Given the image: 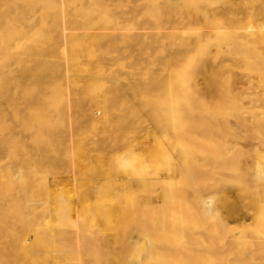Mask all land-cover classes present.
<instances>
[{"label":"bare ground","instance_id":"bare-ground-1","mask_svg":"<svg viewBox=\"0 0 264 264\" xmlns=\"http://www.w3.org/2000/svg\"><path fill=\"white\" fill-rule=\"evenodd\" d=\"M103 3L107 9L102 11ZM121 68L127 83L121 80ZM79 87L95 93L92 102L102 104L103 115L90 109L85 119L95 121H90L94 129L99 123L98 132L103 124V133L115 124L108 125L112 109L127 100V93H109H164L160 99L171 104V111H165L175 119L174 136L160 131L165 141L154 147L132 138L135 130L134 136L127 134L131 141L123 134L127 143L114 138L127 152L115 153L122 148L113 140L120 149L109 159L100 154L97 166L88 168L97 177L93 173L95 190L87 191L88 179H94L79 174L84 169L79 162L85 165L91 153L74 157L72 150L80 142L74 125H66L69 138L63 134L69 144L52 132L62 124L54 130L56 123L47 119L34 128L39 134L36 160L34 147L31 152L23 137L35 127L33 118L45 120L39 116L44 108L36 109L52 101V95L44 97L48 92L69 94L64 96L67 104L63 96L57 98L59 93L54 98L61 100L59 108L61 102L69 103L71 110L81 99L79 94L72 97ZM18 90L25 96L23 112L17 111L16 99L23 100L16 98ZM181 108L188 110V118ZM166 112L162 116L167 118ZM16 124L24 131L19 147L26 158L21 161L16 157ZM150 130L142 131L143 136ZM52 133L60 139L57 145ZM149 133L145 141L153 137ZM108 137L105 142L113 138ZM244 139L264 146V0H0V264H264V152L250 144L245 148L240 143ZM91 144L82 145L87 149L81 154L95 147ZM66 145L74 158L62 152L73 161L70 167L66 159L51 155ZM139 146L144 154L141 147L135 150ZM30 158L42 163H31L34 169L45 165L42 177L45 170L31 177L24 173ZM92 162L86 161V168ZM65 174L72 176L71 186L58 185V179L50 184V176ZM36 182L42 183L41 190H35ZM89 195L95 200H87ZM68 212L76 217L68 214L65 221L61 215Z\"/></svg>","mask_w":264,"mask_h":264},{"label":"rangeland","instance_id":"rangeland-1","mask_svg":"<svg viewBox=\"0 0 264 264\" xmlns=\"http://www.w3.org/2000/svg\"><path fill=\"white\" fill-rule=\"evenodd\" d=\"M101 2H102V1H101ZM101 2H100V3H101ZM97 7H98V6H97ZM102 7L107 9V6H105L104 3L99 7V9H102V11L105 10V9H103ZM102 11L100 12V14H102ZM105 14H106V13H105ZM106 15L108 16V14H106ZM99 17H103V16H102V15H101V16L99 15ZM105 17H106V16H105ZM97 18H98V17H97ZM85 23H86V22H83L82 24L85 25ZM79 24H81V23H79ZM82 24H81V25H82ZM86 24H87V23H86ZM119 68H120V67H119ZM118 70H121V75H122V76H121V80H122V81H123V80L126 81L125 83L129 82L130 79H129L128 76L126 77V74H125L126 70H125V69L122 70V68H121V69H118ZM122 73H123L124 75H123ZM123 76H125V77H123ZM122 77H123L124 79H123ZM18 91H19V90H18ZM18 91L15 93V94H16V98L19 97L20 100L23 98V100L19 101V100L16 99V102H17V111H18V110H19V111H21V110L24 111L25 108H24V102H23V101H24V99H25V96H24V94H22V92L19 91V92H20V93H19ZM140 91H141V90H134V91H133V90H129V91H128L129 93H128V92L125 90V91H120V92H118V93H109V94H112V96H122V95H123V92H124L125 95H126V93H127V95H128V96L126 95V96L124 97L125 99H126V97H127L126 102L123 103V104L125 105V108L123 107V104L120 105V103H119V105H116V107L113 108L114 110L112 109L113 113L111 112V118H113V117H114V118H113V119L110 118V119H111V124H108V123H107V124H108L109 126H110V125L112 126V125L115 123V124L113 125L114 127L112 126V127H110V129L108 128L109 131L106 130L107 132L104 131V133H106L107 136H109V137H111V138L113 137L112 140L108 137V139H110L109 142H105V141L107 140V136L104 135V133H103L102 131L105 130L106 127L103 128V124L101 125V128H100L101 130H99V132H98V131H96V130L98 129L99 123L96 122L97 125H96V124L93 125V126H97V129H96V128L94 129V128L92 127V124H93L95 121L93 120L94 122H92V119H91V118H87V119H85V118H86L85 116H88V117L91 116V114L89 113V110H90V109H91L90 111H92V110L94 109L93 112H95V111H96L95 113L98 112V113H97L98 115H99V114H100V115H103V114H102V113H103V109H100V108H99V106H102V104L99 105V104L96 103V102H95V103L92 102V101H93V100H92L93 97H95V93L90 92V94H89V92H88L87 90H85V89L79 87V88L77 89V91H76V92H79V93H73L72 97L75 95L76 98H79V95H80V96H81V97H80L81 99H79V103H78L77 105L75 104V106L73 105L74 107L72 106V109L70 110V106H71V105L69 106V103H68V107H67V105H65V104H67V102H69L68 100L65 99V98L68 97L69 94L64 93V92H63V93L58 92V93H59V97H57V98H60V96H61V97L63 96V98H64V96H65V98L62 100V102H64V101L66 100V102H64L65 104L61 102V105H62V106L64 105V106H63L62 110H60V112H59L58 109H60V108L62 107V106H60V108L58 107V106H59V101H61V100H60L61 98H60V99L54 98V97L58 96V93L55 92V91H50V92H48L49 94L47 93L46 96H44V97L51 98L50 96L52 95L53 98H51V99H52V101H54V102L51 101L50 103H47V101H44L45 103L37 105V106H38V109H36L38 112H40V110H43V108H44L42 115H39V116H43V118H44L45 120H42V121L39 122V121H38L39 119L33 118V119H34V120H33V123L35 124V127H32V130H30V131H26V132H24L21 128H18L19 125L16 124L17 131H19V132H17V136H19V137H18V141H17V143H16V145H17L16 148H17V150H18V153H17L16 157H17L18 160H20V161H21L23 158H26V157H23V153L21 152V148H20L21 145H22V143H20V142H21V139H22V136H23V135L21 134V132L23 131L24 133H23V132H22V133H23V134H26V135H27V134H30V135H27V136L25 135V136H23V137H26V139L24 138V139L26 140V142L29 141V144H30V146H31V147H30V148H31V152H32V149H33V147H34L35 145H36V147L39 146V143H38L37 140H36V139H37V136H38L39 134H37V133H35V132H36V130L38 129V126L40 127L41 125L47 123V122H46L47 119H48L47 121H51V123H50L51 125L54 124V123H56V125L54 126V130H55V127H57L58 125L62 124L61 126H62L63 128H62L61 126H58V127H57L58 129H57L56 131H53V130H52V132H54V134H57L56 136L59 137V138H60L63 134H65V135L68 134L67 131L70 130V129L68 128L69 125H71V126L74 125L73 128L76 127V130H77V131H78L79 129H82V126H83V130H80L81 132H79V131L77 132L76 130H74V131H75V135H77L78 133H79V135L81 134V138L78 137L79 135L75 136V137L77 138L76 141L80 140V142H76V146H75L74 149H76L77 151H76V150H72V151H74V157H75V156L78 157V156L81 155V156H83V157L85 156L84 158H87V154H88V153H91L92 155H93V153H94V154L96 153V155H95V156H97L96 159H94V158H95L94 155H93V158H89V157L91 156V154H89L90 156H88V158L86 159L87 162H88V160H89L90 162H92L91 160H93V162H92L91 164H89V165H90L89 167L86 168V166H88L87 163H86V161H85V165H84V164H81V165H80V163H84L83 161H82V162H79V166H80V167L83 165L82 167H84L83 170H84V172L86 173V175H85V174H82V173H84V172H82L83 170H81V169L79 170V168H78L79 166L77 167V169L80 171L79 174L81 173V175H83L84 177L86 176V177H85L86 179H88V178H87V175H88V176H93V179H94V180H91L92 178H91V179L89 178V179H88V180H89L88 182H87V180H86V182H87L88 184L85 182V183L87 184V186H86L85 188H84L83 185H86V184L84 183V181H82V183H83V184H82V187H83L84 189H86L87 191H90V189H91V190H95V188H94V187L96 186V185H95V184H96V183H95V179H96L95 177H97V175H96V173H95V170H94V172L90 171V172H92V175L90 174V172L87 173L86 171H89L92 167L94 168L95 165L97 166V162H98L97 160H98V156H99L100 154L103 156V158H104V160H105L106 158L109 159L111 156L115 155V154L113 153V151H116V150H118V149H120V148H122V149L119 150L120 152H115V153H117V154H122V152H127V150L123 148L124 146L122 147V145H121L120 143H118V142H120V141L122 142V140H123V141L126 140V139L124 140L125 135H127V134H129V133L131 134L132 131L135 130V133H134L135 137H132V135H133V133H132V134H131V137H132V138H135V139H136L137 136H138V139H137L138 141H140V140L143 138L144 140H143V141L141 140V142H142L143 144L145 143L144 145H146L147 147H150V146H151V147H154V146H153L154 144H155L156 146L159 145V143L157 144L158 141H160V142H162V143H163V141H165L164 139H161L163 136H165V133H166V135H167V132H169L170 134H172V133H171L172 131H170V130H171L172 127H173V121H175V119H174V117H173V115H172V112H169V113L172 115V116H171L170 114H168V112L165 111V109H166V110L170 109V108H168L167 106H170L171 104H170L169 102L166 103V102H167V101H165L166 99H164V100H163V99H160V98H163V97H164V96H161L162 94L164 95V93L159 92V91L157 92V90H156V91H155V90H150V91H148V92H147V90H145V91L142 90L143 92H142V91L140 92ZM131 92H132V94H131ZM134 92H135V94H134ZM139 92H140V93H139ZM17 93H18V94H22V95H21V96H18ZM60 93H61V95H60ZM83 93H84V94H89V95H87V96L85 95V96H86V98H85V96L83 97V95H82ZM91 93H93V94H91ZM96 93H97V92H96ZM144 93H145V94H144ZM66 94H67V95H66ZM78 94H79V95H78ZM115 94H116V95H115ZM137 94H138V95H137ZM148 94H149V95H148ZM55 95H56V96H55ZM76 95H77V96H76ZM91 95H92V97H91ZM99 95H100V96H98V93H97L96 96H97L98 98H101L102 93H99ZM130 95H131V96H130ZM133 95H134V96H133ZM135 95H136V96H135ZM143 95H145V98H146V97H147V98H150V97H153V96H154V97H153V98H150L151 100H149V99H147V98L145 99V98L143 97ZM146 95H148V96H146ZM159 95H160L161 97H160ZM165 95H167L168 98H170V97H172V95H174V94L165 93ZM169 95H170V96H169ZM22 96H23V97H22ZM89 96H90V97H89ZM123 96H124V95H123ZM137 96H138V98H137ZM140 96L143 97V99H142ZM21 97H22V98H21ZM72 97H71V98H72ZM129 97H130V98H131V97H134V98H133L134 101L131 100L132 98H131V99H128ZM156 97H157V99H156ZM73 98H74V97H73ZM73 98H72V99H73ZM82 98L85 99L86 101L83 100ZM90 98H91V99H90ZM164 98H165V97H164ZM166 98H167V97H166ZM56 99H57L58 101H57ZM87 99H89V100H87ZM125 99H124V101H125ZM152 99H154V100L152 101ZM158 99H160V100H162V101H160V100H158ZM136 100H138V101H136ZM146 100H147V101H146ZM167 100H168V99H167ZM18 101H19V104H21V105L18 104ZM81 101H82L83 103H82ZM139 101H140V102H139ZM142 101H143L144 103H143ZM145 101H146V102H145ZM149 101H151V103H149ZM156 101H157V102H156ZM57 102H58V103H57ZM84 102H85V103H84ZM88 102H89V103H88ZM122 102H123V101H122ZM122 102H121V103H122ZM127 102H128V103H127ZM133 102H134V103H133ZM136 102H137V103H136ZM55 103H56V104H55ZM86 103H87V104H86ZM139 103H140L141 105H140ZM146 103H147V106L145 105ZM44 104H45L46 106H44ZM47 104H48V105H47ZM51 104H52V106L48 107V106L51 105ZM80 104H81L82 106H80ZM88 104H89V105L91 104V105H90L91 108L89 107ZM132 104H133V105H132ZM137 104H138L139 106H138ZM56 105H57V106H56ZM130 105H131V108H128L127 106L130 107ZM134 105H135V106H134ZM155 105H156L157 107H156ZM162 105H164V108H163V109H164V111L167 113V114H166L167 118L162 116V115H165V112H164V114H162V113H163V109L161 108ZM21 106H22V107H21ZM39 106H41V108H39ZM54 106H55L56 108H54ZM78 106H80V107H79V110L81 109V112H80V113H79V111H78V109H77ZM140 106H141V108H140ZM148 106H149L150 110H149V108H147ZM57 107H58V108H57ZM75 107H76V108H75ZM85 107H86V108H85ZM92 107H93V108H92ZM119 107H120V108L122 107L121 110H120ZM126 107L129 109V111L127 110ZM133 107H134V108H133ZM184 107H185V106L183 105V108H184ZM51 108L54 109V110H56V109H57V110H56V111H54V110L52 111ZM65 108H66V109H65ZM67 108H69V109H67ZM167 108H168V109H167ZM20 109H21V110H20ZM75 109H76L78 112H77ZM86 109H87V112H88V113L86 112ZM124 109H125V110H124ZM130 109H131V110H130ZM135 109H136V110H135ZM152 109H153V110H152ZM48 110H50V111H52V112H56V113H54L55 115H54L53 113L51 114V112L48 111ZM65 110H66V111H65ZM72 110L74 111V113H73ZM82 110H83V114H82ZM98 110H99V111H98ZM118 110H119V111H118ZM140 110H141V111H140ZM148 110H149V112H148ZM151 110H152V111H151ZM154 110H155V111H154ZM159 110H160V113L157 112V111H159ZM180 110H181V112H182V111H184L185 109L182 110V108H181ZM19 111H18V112H19ZM23 111H21V112H23ZM47 111H48V112H47ZM131 111H132V113H131ZM137 111H138V113H137ZM150 111L153 113L152 115H154L155 117H154V116L151 117V115H149V114H151ZM161 111H162V112H161ZM168 111H169V110H168ZM170 111H171V109H170ZM46 112H47V113H46ZM76 112H77V113H76ZM84 112H85V114H84ZM116 112H117V113L119 112V113L117 114ZM124 112H125L127 115H126ZM127 112H128V113H127ZM147 112H148V113H147ZM187 112H188V110H187V111L185 110V112H182V113H183V114H186ZM49 113H50V114H49ZM78 113H79V114H78ZM120 113H121V114H120ZM139 113H140V115H138ZM142 113H143V114H142ZM154 113H156V114H154ZM64 114H67V115H64ZM130 114H131V115H130ZM144 114H146L148 117H147L146 115H144ZM158 114H159V115H158ZM187 114H188V113H187ZM187 114H186V115H187ZM51 115H53V116H51ZM72 115H73V117L75 116L74 118H72V121H73V120L76 121V122L74 121L75 123L73 122V124L69 123V122L71 121L70 116L72 117ZM112 115H113V116H112ZM115 115H117L119 118H117V116H115ZM121 115L123 116L124 119L122 118ZM124 115H125V116H124ZM129 115H130V116H129ZM186 115H185V116H186ZM39 116H38V117H39ZM59 116H60V117H59ZM61 116L63 117L62 119H61ZM64 116H65V117H64ZM120 116H121V117H120ZM126 116H127L128 118H127ZM139 116H140V117H139ZM143 116H146V119H147V118L150 119V120H152V118H154V119H153L152 121H150V120L147 119V122H145L146 119H144ZM160 116H161V117H160ZM168 116H170L169 118H171V119H168ZM185 116H184V117H185ZM78 117H80V118H78ZM115 117H116V118H115ZM134 117H135V118H134ZM159 117H160V118H159ZM172 117H173V118H172ZM53 118H54V119H53ZM66 118H67V121H66ZM75 118H76V119H75ZM77 118H78L79 120H78ZM129 118H130V120L133 118V119L131 120V121H133V122H131L130 120H129V121H126V120L129 119ZM142 118H143L145 121H144ZM155 118H156V119H155ZM161 118H163V119H161ZM185 118H188V115H187ZM56 119H57V120L59 119V121H57ZM69 119H70V121H68ZM114 119H115V120L117 119V120L115 121ZM125 119H126V120H125ZM135 119H136V120H135ZM137 119H139V120H137ZM165 119H167V120H165ZM63 120L66 121V122L62 123ZM77 120H78V121H77ZM81 120H82L83 123H80V122H79V121H81ZM83 120H84V121H83ZM87 120H89V122H88ZM119 120H120V121H119ZM142 120H143V121H142ZM171 120H172V122H171ZM53 121H54V122H53ZM72 121H71V122H72ZM90 121L92 122V124L90 123ZM125 121H126V122H125ZM139 121H140V123H139L140 125L138 124ZM162 121H163L164 123H163ZM166 121H167V122H166ZM35 122H36V123H35ZM43 122H45V123H43ZM57 122H58V123H57ZM87 122H88V123H87ZM119 122H120V123H124V124L126 123V124L124 125V127L118 128V125H117V124H118ZM128 122H131V123H128ZM142 122H144L145 124L142 123ZM160 122H162V123H160ZM170 122L172 123V126H171ZM42 123H43V124H42ZM66 123H68V124H66ZM76 123H77L78 127L76 126ZM79 123H80V125H79ZM85 123H86V124H85ZM109 123H110V121H109ZM132 123H133V124H132ZM134 123L136 124V127H134V126H135ZM148 123H149V125H151V126L146 125V124H148ZM166 123H167V124H166ZM37 124H38V125H37ZM39 124H40V125H39ZM83 124H85L86 126H84ZM87 124H88V125H87ZM90 124H91V125H90ZM100 124H101V123H100ZM105 124H106V123H105ZM127 124H129L130 127H129ZM153 124H154V125H153ZM157 124H158V125H157ZM165 124H166L167 126H166ZM187 124H188V123H185V129H186ZM66 125H67L68 127H67ZM108 125H107V127H108ZM115 125H116V126H115ZM126 125L129 127V129H128V127H127ZM138 125H139L140 129L138 128ZM160 125H161V126H160ZM162 125H163L164 127H163ZM188 125H189V124H188ZM36 126H37V128H36ZM65 126H66V128H65ZM71 126H70V128H71ZM89 126H90V127H89ZM105 126H106V125H105ZM152 126H154V129L156 128L155 131L153 130V133H154V134L152 133V129H153ZM168 126H169V127H168ZM79 127H81V128H79ZM86 127L89 128V129H87ZM91 127H92V128H91ZM116 127H117V128H116ZM125 127H126V128H125ZM131 127H132V128H131ZM142 127H143V128H142ZM149 127L151 128V130H150ZM34 128H35L36 130H35ZM67 128H68V129H67ZM78 128H79V129H78ZM84 128H86V132H85V129H84ZM114 128H115L116 130H115ZM130 128H131L132 130H131ZM133 128H134V129H133ZM147 128H148V129H147ZM20 129H21V130H20ZM65 129H66V130H65ZM91 129H93V130H91ZM123 129H124V131H123ZM126 129H127V130H126ZM138 129H139V130H138ZM141 129H142V130H141ZM162 129H164L165 132L162 131ZM33 130H34V131H33ZM88 130H90V131H88ZM94 130H95V131H94ZM128 130H129V131H128ZM130 130H131V132H130ZM140 130H141V131H140ZM145 130H150L151 133H152V135H153V137H155V136H156L157 138L160 137V138H159L160 140L158 139V140L155 141L156 138H155V139H152L153 137H151V140H149V141H150V142H152L153 140H154V141L151 143V145H149L150 142H149V141H145V138L148 139V136H147V137H145V136H146V134L148 135V133H149L150 131H149L148 133H146L145 136H143V132H147V131H145ZM157 130H158V131H157ZM32 131H33V132H32ZM93 131H94L95 133H94ZM100 131H101V132H100ZM113 131H114V132H113ZM138 131H139L140 133L136 134ZM142 131H143V132H142ZM156 131H157V132H156ZM160 131H161V134L164 133L163 136L159 133ZM183 131H184V130H183ZM27 132H28V133H27ZM55 132H56V133H55ZM82 132H83V133H82ZM116 132H117V135L115 134ZM126 132H127V133H126ZM34 133H35V134H34ZM59 133H61V135H60ZM85 133H86L87 135H86ZM89 133L94 134V136H92V138H90L91 134H89ZM101 133H102L103 135H102ZM107 133H108V134H107ZM111 133H112V135H111ZM151 133H149V134H150V135H149V138H150V136H151ZM184 133H185V132H184ZM52 134H53V133H52ZM54 134H53V136H54L53 138H55V140H56L55 143H56V145H57V143H58L57 141L60 140V139H57V137H56ZM84 134H85L86 136H85ZM113 134H115V135H113ZM123 134H125V135L123 136ZM130 134H129V135H130ZM140 134H142L143 137H142V136H139ZM59 135H60V136H59ZM65 135H63L61 138H62V139L65 138V140L67 139L68 141L66 140V142L68 143V142H69V139H68V138H69V134L67 135L68 138H67V136L64 137ZM83 135H84L86 138L83 137ZM88 135H89V136H88ZM121 135H122V136H121ZM129 135H127V136L129 137ZM134 135H133V136H134ZM172 135H173V134H172ZM183 135H185V134H183ZM87 136H88V138H87ZM105 136H106V140H104L105 138H103V137H105ZM116 136H117V137H116ZM119 136H120V137H119ZM127 136H126V138H127ZM169 136H170V138L172 137L171 135H169ZM169 136H168V137H169ZM173 136H174V135H173ZM186 136H187V135H186ZM20 137H21V139H20ZM34 137H36V138H34ZM93 137H97V138H95V140H94ZM122 137H123V138H122ZM131 137H129V139H128V138H127V139L130 140V141L133 140V139H130ZM166 137H167V136H166ZM27 138H28V140H27ZM33 138H34V139H33ZM83 138L85 139V140L83 141L84 143L81 141V139L83 140ZM98 138H99L100 140H103V144H102V141H101V143H100V141H98V140H99ZM114 138H115V139H116V138H119V141L117 142V141H116L117 139L114 140ZM140 138H141V139H140ZM163 138H165V137H163ZM184 138H185L184 140H187L186 137H184ZM32 139H33V140H36V142H34V141L32 142ZM87 139H90V140H87ZM91 139H92V140H91ZM96 139H97V140H96ZM167 139H168V138H167ZM86 140H87V141H91V142L93 141V143H94L93 146L95 145V147H92V148H91V147H88L87 152H83V153L81 154V151H82V150L85 151V150L87 149V148H85V150H84V149H82V147L84 148V147H87V146L92 145L91 142H88V143L90 144V145H89V144L87 143ZM113 140H114V142H117L118 144L121 145L120 148L118 147L119 145H117L116 143H114V144H115V146H116L117 148L114 146V144H113ZM162 140H163V141H162ZM252 140H253V139H244V140H242V141H245V143H243L242 141H241L240 143H241L242 146H243V144H244L245 148H250L251 146H253V147L258 148L260 151L264 152V146H263L258 140H256V141L253 140L254 142H253ZM246 141H248V142H246ZM59 142H60V141H59ZM66 142H65V144H67ZM96 142H97V143H96ZM98 142H99V143H98ZM104 142H105V143H104ZM111 142H112V145L110 144ZM148 142H149V143H148ZM154 142H156V143H154ZM27 143H28V142H27ZM33 143H34V144H33ZM85 143L87 144V146L85 145ZM106 143H108V145L110 144L111 147H110V145H109V146H108V145H107V146L105 145L106 147H104L103 145L106 144ZM122 143H123V142H122ZM124 143H125V142H124ZM126 143H127V140H126ZM147 143H148V145H147ZM246 143H247V144H246ZM65 144H64L63 146H65ZM68 144H69V143H68ZM68 144H67V145H68ZM74 144H75V142H74ZM249 144H250L251 146H250ZM67 145H66V146H67ZM82 145H84V146H82ZM123 145H125V147H126L127 144H123ZM259 145H260V146H259ZM19 146H20V147H19ZM63 146L59 147V150H60V148H61L60 151H58V152H53V153L51 152V155L53 154L54 156L58 157L60 160H64V159H66V160H64V161H65V162H68V163H67L68 165H69V164H70V165L72 164L71 166H73V161L71 162V160H73L74 158H73V156H72V154H71V151H70L71 147H70V145L67 146L68 148H67V147H66V148L64 147L65 149H67V150H65V149H62ZM79 146H80V147H79ZM81 146H82V147H81ZM96 146H97V147H96ZM112 146H113V147H112ZM156 146H155V147H156ZM248 146H249V147H248ZM36 147H34V149H35ZM78 147H79V148H78ZM114 147H115V148H114ZM140 147L142 148V146H139V147L135 148V150L138 151V148H140ZM147 147H146V148H147ZM259 147H260V148H259ZM45 148H46V146H45V144L43 143V144H42V149H45ZM93 148H94V149H93ZM95 148H96V149H95ZM111 148H112V149H111ZM144 148H145V147H144ZM90 149H91V150H90ZM127 149H128V148H127ZM142 149H143V148H142ZM142 149H139V150H141V151H140L138 154H141V153H142ZM36 150H37V149H35V150L33 151V153H32L33 157H34V155H35V158L32 157L33 160H34V159L36 160V159H37L36 157L38 156V155L36 156V154H35V151H36ZM92 150H94V151L92 152ZM45 151H46V149L44 150V152H45ZM75 151H76V152H75ZM90 151H91V152H90ZM136 151H135V154H137ZM143 151H144V152H143V154H144V153H145V149H143ZM31 152H30V153H31ZM62 152L65 153L64 156H66V155L68 156V154H71V155H70V158L72 157L73 159L71 158V160L69 161V159H70L69 157H68V159L66 158L67 156L63 158V153H62ZM78 152H80V153H78ZM105 152H107V153L109 152L110 155H109V154L107 155ZM36 153H37V152H36ZM45 153H47V152H45ZM77 153H78V154H77ZM85 153H87V154H85ZM98 153H99V154H98ZM18 154H19V156H18ZM37 154H38V153H37ZM103 154H104V155H103ZM105 154H106L107 156H105ZM32 155H31V156H32ZM31 156H30V157H31ZM60 156H61V157H60ZM104 156H105V157H104ZM17 158H16V159H17ZM75 158H76V157H75ZM78 159L80 160V157H79ZM82 159H83V158H82ZM18 160H17V166H18V169H19V163H20V161H18ZM31 160H32V159L30 158V161L28 162L29 165H30V167L28 166L29 168H25V172H24V173H26L27 176H30V177H31V176L35 175L37 172H38V174H40V172H42L43 170H45L44 172H42V174L39 175V177H42V175L46 172L45 165L43 164V165H40L41 167H37L38 170H37L36 168L34 169V165H35V167H36V166H38L39 164H42V163H38V162L36 163V161H34V163H33ZM79 160H78V161H79ZM83 160H84V159H83ZM15 161H16V160H15ZM78 161H77V162H78ZM80 161H81V160H80ZM15 163H16V162H15ZM31 163H33L34 165H31ZM93 163H94V166H93ZM70 165H69V167H70ZM91 165H92V167H91ZM82 167H81V168H82ZM90 167H91V168H90ZM88 168H90V169H88ZM86 169H87V170H86ZM92 170H93V169H92ZM19 173H20V172H19ZM93 173H95L96 176H95ZM20 175H21V173H20ZM94 176H95V177H94ZM55 179H58L57 184H58V185H61V186L66 185V184H69V185L71 186V185L73 184V178H72V176H71L70 174H65V175H61V176H58V177H57V176H50V184H51V185H54L53 182H55V181H54ZM82 179H83V178H82ZM84 180H85V179H84ZM39 181H41V179H39ZM96 181H97V180H96ZM36 183H37V184H36L37 186L34 184V188H35V190H36V187H37L38 190H41V189H42V186H43L42 183H40V182H36ZM90 183H91V185H89ZM40 184H41V185H40ZM105 184H106V183H105ZM93 185H94V187H92ZM89 186H91V187H89ZM39 187H41V189H40ZM87 187H88V188H87ZM88 189H89V190H88ZM35 190H33V191H35ZM187 190H189V189H187ZM36 191H37V190H36ZM189 192H191V191L189 190ZM34 194H35V193H34ZM232 194L234 195V193H232ZM38 195H39V194H38ZM94 195H95V194H94ZM234 196H235V195H234ZM35 197H36V198H35ZM37 197H38L39 200H40V197H39V196H36V195L34 196L35 199H38ZM88 197H89V198H88ZM88 197H87V200H89V201H90V199H93V200H91V201H94V200H95V198H93V195H91V196L89 195ZM32 198H33V197H32ZM34 198H33V199H34ZM69 201H70V200L67 199L66 203L69 202ZM39 202H40V201H37L36 204H38ZM37 206H40V203H39V205H37ZM39 208H41V207H38L37 209L39 210ZM187 209H188V208H185V206H182V210L187 211ZM40 211H41V210H40ZM40 211H39V212H40ZM68 211H69V210H68ZM182 212H183V211H182ZM38 214H39V213H38ZM63 214H67L66 216L61 215V218H62L63 220L65 219V221H66V219L68 218V214H70V215L72 216L73 219L76 217V214H75L74 212H68V213H63ZM180 215H181V214H180ZM67 220H68V219H67ZM248 221L250 222V220H248ZM248 221H247V222H248ZM232 223L234 224V222H232ZM33 233H34V232H33ZM33 233H32V234H33Z\"/></svg>","mask_w":264,"mask_h":264}]
</instances>
